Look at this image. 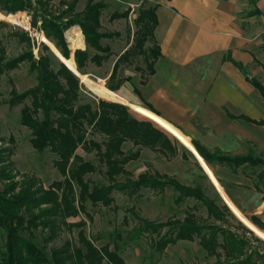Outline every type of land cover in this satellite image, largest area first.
<instances>
[{
	"label": "trees",
	"instance_id": "1",
	"mask_svg": "<svg viewBox=\"0 0 264 264\" xmlns=\"http://www.w3.org/2000/svg\"><path fill=\"white\" fill-rule=\"evenodd\" d=\"M50 3L51 0H0V10L8 14L30 13L33 28L40 30L66 60L72 58L68 59L64 32L72 25L79 26L85 49L76 51L74 60L81 74H85L84 69L89 63L100 66L112 55L111 49L102 43L112 36L101 31L100 17L105 8L101 2L88 0L80 13L75 12L73 2L58 14ZM156 8L140 6L138 9L132 44L118 56L112 67L106 84L109 91L117 92L121 85L130 82L129 77L118 78L120 65L129 63L130 57H142L148 73H154L155 63L161 57L154 38ZM127 14H115L113 19L126 18ZM251 14L259 15V12ZM38 20L41 22L39 27ZM16 36L30 49L32 40L27 33L21 32ZM23 63L28 64L31 74H35L36 85L23 93L12 88L9 103L11 106L22 105L20 124L31 133V147L36 152L49 150L55 155L54 166L63 180L52 183L46 189L32 177L15 181L13 164L8 161L12 149H0V232L4 238L0 246V264H78L83 259H86L85 264H125L116 249L111 250L108 245L99 248L87 237L84 221L68 222L85 212L87 203L92 206L101 204L114 191L136 196L144 189L163 193L170 188L176 193L175 203L193 199L205 208L207 218L213 222H223L227 215L234 218L221 199L207 196L198 185L183 186L173 178L155 172L130 177L125 166L139 157V150L126 153L124 145L132 143L135 147L173 157L176 150L168 137L150 122L134 118L124 105L103 100L88 101L79 79L58 63L43 43L40 44L38 58H34L29 50L13 59L6 57L0 43V78ZM250 83L264 100V86L257 79H250ZM257 124L264 127V121ZM88 130L93 135L103 136V142L88 139ZM194 146L208 166L218 164L233 174L238 170L249 171L245 175L253 182L254 189L262 194L264 201L262 155L231 156ZM79 148L87 152L95 151L99 164L105 169L107 185L90 186L85 181L83 160L76 154ZM136 220L138 224L134 234L155 236L157 252H163L178 242H193L197 238L203 251L208 257H214L217 264H254L251 256H246L247 241L221 226L201 220L191 212H187L181 221L165 224L139 217ZM256 224L264 231V223L257 221ZM239 225L247 230L241 223ZM166 227L168 230L163 232ZM73 228L78 230L77 242L65 240L62 245L48 249V245L57 240L64 230Z\"/></svg>",
	"mask_w": 264,
	"mask_h": 264
},
{
	"label": "rangeland",
	"instance_id": "2",
	"mask_svg": "<svg viewBox=\"0 0 264 264\" xmlns=\"http://www.w3.org/2000/svg\"><path fill=\"white\" fill-rule=\"evenodd\" d=\"M87 1L51 0L50 6H52L55 14H58L64 11L67 5L75 2V12L80 13L83 11ZM94 1L101 2L105 6L100 17L101 31L111 34L112 37L104 39L102 43L111 49L112 55L100 66L89 63L84 69L85 74L77 71L80 75L86 76L91 81L106 87L107 79L116 59L132 44L133 33L135 31L134 20L138 9L140 6L157 7L160 1L163 0ZM62 3L65 4L61 5ZM124 12L128 13L126 18L113 19L115 14H123ZM40 24L41 22L38 20L37 26L39 27ZM21 32L27 33L32 40L30 49L25 43H21L16 36V34ZM77 32L80 36H76L75 33ZM38 35H43V41L38 38ZM70 37L73 40L76 37H80L81 45L76 41L72 44L69 39ZM64 38L69 53L68 59L72 58L75 63L74 53L85 49L84 37L79 26H70L64 32ZM0 43L5 49L8 59L16 58L29 50L32 51L34 58H38L40 44L43 43L48 47L57 62L63 64L51 50L48 43L53 44L40 30L38 31L33 28L32 18L28 12L8 14L0 10ZM147 46H150V44ZM54 48L56 49L55 46ZM74 75L79 79L82 91L88 101L102 100V98L94 94L82 82L78 75ZM148 76L150 74L146 69V64L143 58L139 56L130 57L129 63H122L118 70V78L124 79L129 77L131 79L127 83L129 93H131L133 88H138L141 82L146 80ZM260 83L264 86V70L260 74ZM35 85V74L30 73L29 66L26 63L21 64L18 68L0 78V149H12V154L8 158V161H11L13 164L12 174L15 176V181H21L25 177H32L46 189L52 183L63 180V177L54 166L56 157L49 150L39 153L31 147V133L20 124L22 105L11 106L9 103L12 88L18 93H23ZM114 93L118 96L120 95L118 91ZM106 102L116 103L108 100ZM124 106L134 118L150 122L158 131L164 133L176 150L175 156L171 157L168 154H162L147 148H138L133 146L132 143H126L123 147L126 153H134L139 150V157L125 166V171L130 177L137 178L145 172L166 175L183 186L194 187L198 185L202 187L207 196L213 199L218 197L225 203L211 178L188 149L153 120L137 114L136 111L125 104ZM88 139L97 143H102L104 140L103 136L99 134L93 135L90 130H88ZM191 145L197 154L194 144ZM76 154L83 160L84 179L90 186L108 184L104 176L105 169L99 164L95 151L87 152L79 148ZM209 170L230 202L251 224L262 231L256 222L264 223V201L262 194L254 189L253 182L246 178L245 174L249 171L242 172L239 170L234 175L227 169L219 167ZM1 189L2 183L0 181ZM175 196V191L170 188H167L163 193L144 189L136 196L114 191L111 197L105 199L101 204L92 206L87 203L86 211L82 212L77 218L69 219L68 222L76 223L80 220L84 221L87 237L94 241L95 245L99 248L108 245L111 250L116 249L125 264H217V260L214 257H208L205 251H203L197 238L193 242H178L175 245L168 246L163 252H157L154 246L155 241H157L155 236L147 234L136 236L134 234V230L138 224L136 217L158 224H165L174 220L181 221L187 212H191L201 220L221 226L247 241L246 256H251L254 264H264V240L256 236L248 226L241 222L233 211L230 210L234 218L227 215L223 222H213V220L207 218L206 210L199 202L187 199L183 203L177 204L175 203ZM238 222L251 233L244 230ZM167 230L168 228L166 227L163 232ZM77 232L76 228L64 230L57 240L48 245V249L62 245L65 240L77 242ZM3 243L4 238L0 232V246ZM85 263L86 259L78 262V264ZM223 264L227 263L224 262Z\"/></svg>",
	"mask_w": 264,
	"mask_h": 264
},
{
	"label": "crops",
	"instance_id": "3",
	"mask_svg": "<svg viewBox=\"0 0 264 264\" xmlns=\"http://www.w3.org/2000/svg\"><path fill=\"white\" fill-rule=\"evenodd\" d=\"M155 14L154 73L119 96L209 152L264 157V100L250 83L264 70V0H163Z\"/></svg>",
	"mask_w": 264,
	"mask_h": 264
},
{
	"label": "bare ground",
	"instance_id": "4",
	"mask_svg": "<svg viewBox=\"0 0 264 264\" xmlns=\"http://www.w3.org/2000/svg\"><path fill=\"white\" fill-rule=\"evenodd\" d=\"M76 36H80V34L77 32L75 33ZM38 38L40 40L43 41V35H38ZM71 43L74 44L76 42H79V44L81 45V40L80 37H76L74 40L71 39V37L69 38ZM51 50L56 54V56L61 60V62L74 74L78 75L82 82L86 84V86L92 91L94 92V94H96L98 97L108 100V101H113V102H120L123 103L125 105H127L128 107H130L132 110L136 111L137 114L139 115H143L146 116L148 118H150L151 120H153L156 124H158L159 126H161L162 128H164L166 131H168L170 134H172L186 149L190 150L195 157L197 158V160L200 162L201 166L203 167V169L207 172V174L209 175V177L213 180L215 186L217 187L218 191L220 192V194L222 195V198L225 200V202L229 205L230 209L233 211V213L237 216V218L243 222L246 226H248L256 236H258L259 238H261L262 240H264V232L260 231L259 229H257L253 224H251L240 212L239 210H237V208L230 202V200L227 198L226 194L224 193L223 189L219 186V184L217 183V181L214 179V177L212 176L209 168L204 164V162L200 159V157L196 154V151L194 150L193 146L191 145V143L184 137L182 136L177 130L173 129L170 125L166 124L165 122H163L162 120H160L159 118H157L156 116H154L153 114H151L150 112H148L147 110L140 108L138 106L132 105L131 103L127 102L126 100H124L123 98H121L120 96H118L117 94H115L114 92L109 91L105 86L101 85V84H97L93 81H91L90 79H88L86 76L80 75L76 69V65L74 63L73 60H66L64 59L59 53L58 51L54 48L53 45H51L50 43H48Z\"/></svg>",
	"mask_w": 264,
	"mask_h": 264
},
{
	"label": "water",
	"instance_id": "5",
	"mask_svg": "<svg viewBox=\"0 0 264 264\" xmlns=\"http://www.w3.org/2000/svg\"><path fill=\"white\" fill-rule=\"evenodd\" d=\"M243 74H244V76H246V77H249V73H247V72H243ZM116 103H119V104H122V105H124L123 103H120V102H116ZM201 159V158H200ZM201 165V164H200ZM202 167V166H201ZM203 168V167H202ZM205 171V170H204ZM206 172V171H205ZM206 174H207V172H206ZM209 176V175H208ZM212 180V179H211ZM213 181V180H212ZM214 183V182H213ZM222 196V195H221ZM225 201V200H224ZM227 204V203H226ZM228 205V204H227ZM228 207H229V205H228ZM230 208V207H229ZM231 210V209H230ZM232 211V210H231Z\"/></svg>",
	"mask_w": 264,
	"mask_h": 264
}]
</instances>
